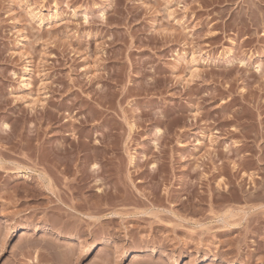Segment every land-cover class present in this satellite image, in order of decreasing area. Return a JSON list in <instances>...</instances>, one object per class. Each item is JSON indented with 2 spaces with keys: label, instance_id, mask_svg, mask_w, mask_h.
<instances>
[{
  "label": "rangeland",
  "instance_id": "rangeland-1",
  "mask_svg": "<svg viewBox=\"0 0 264 264\" xmlns=\"http://www.w3.org/2000/svg\"><path fill=\"white\" fill-rule=\"evenodd\" d=\"M0 264H264V0H0Z\"/></svg>",
  "mask_w": 264,
  "mask_h": 264
},
{
  "label": "bare ground",
  "instance_id": "bare-ground-1",
  "mask_svg": "<svg viewBox=\"0 0 264 264\" xmlns=\"http://www.w3.org/2000/svg\"><path fill=\"white\" fill-rule=\"evenodd\" d=\"M33 17H35V16H33ZM95 165L93 166V167H91V169H94L95 170ZM25 173V172H24ZM92 173H94V172H92ZM21 174V173H20ZM21 176V175H20ZM19 177V176H18ZM49 180V179H48ZM47 181V180H46ZM48 182V181H47ZM49 183H50V180H49ZM49 188V187H48ZM51 189V188H50ZM25 238V237H24ZM137 258H138V256H135V257H133V261L135 260V261H137Z\"/></svg>",
  "mask_w": 264,
  "mask_h": 264
}]
</instances>
